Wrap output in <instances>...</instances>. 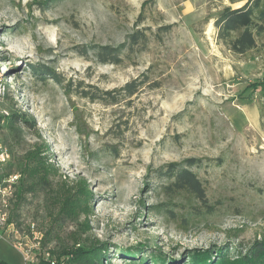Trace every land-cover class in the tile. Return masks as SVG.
Wrapping results in <instances>:
<instances>
[{
    "label": "rangeland",
    "instance_id": "obj_1",
    "mask_svg": "<svg viewBox=\"0 0 264 264\" xmlns=\"http://www.w3.org/2000/svg\"><path fill=\"white\" fill-rule=\"evenodd\" d=\"M226 5L0 0V107L26 114L32 126L21 127L16 144L2 128V140L14 165L38 144L49 167L51 189L27 195L14 217L25 234L35 226L37 241L23 237L24 245L35 242L33 264L76 242L106 247L103 264H127L131 255L179 261L209 247H231V255L264 240V38L254 52H230L214 26ZM164 26L171 29L159 32ZM136 29L149 37L143 53L120 65L97 62L94 47H117ZM47 69L62 85L72 79L105 91L143 73L145 82L130 99L106 105L67 96ZM187 159L197 161L191 170L204 204L164 193L167 166ZM70 196L67 208L83 204L73 218L61 211ZM0 264H25L5 236Z\"/></svg>",
    "mask_w": 264,
    "mask_h": 264
},
{
    "label": "trees",
    "instance_id": "obj_2",
    "mask_svg": "<svg viewBox=\"0 0 264 264\" xmlns=\"http://www.w3.org/2000/svg\"><path fill=\"white\" fill-rule=\"evenodd\" d=\"M222 2V0H219ZM229 5L222 6L214 19V26L217 30V39L230 52L237 56H244L250 52H254L258 48V39L264 38V0H227ZM241 4L238 7L233 5ZM170 26L158 27L159 32H168ZM160 38V35H158ZM149 37L146 34V29H136L128 34L125 41L117 46H97L93 48L94 58L102 65H120L125 58H130V54L143 53L146 50ZM161 40V39H160ZM45 74L48 78L59 83L64 93L69 96L76 93L77 96L90 99L91 102H100L106 105H116L123 99H130L136 95L139 88L144 84L145 74L141 78H136L125 83L122 87L113 90H100L97 87L85 85L83 81L68 80L65 85L51 71L46 70ZM74 87V89H72ZM29 117L24 113H10L5 120L3 126L9 130L11 141L13 144L19 143L22 137L21 127H32ZM3 136V135H2ZM5 146H9L7 141L3 139ZM10 147V146H9ZM10 152V151H9ZM12 152V151H11ZM12 161L8 167L10 173H18L22 176L19 182V189L14 194L11 203L12 214L11 222H14L17 210L27 195L35 196L42 192L51 189L49 182V167L45 163L43 157L42 145L33 144L25 151V153L16 159V165ZM197 165L195 159H187L182 163H172L167 166V172L163 175L168 183L164 187L166 196L172 195L174 192L183 193L192 201L197 203L205 202V192L201 182L192 172V168ZM50 166V171H51ZM17 187V188H18ZM173 196V195H172ZM68 201H73V197H69L64 202V207L61 209L62 214L73 218L72 212L80 210L83 205L73 203L70 207H66ZM16 224V223H15ZM75 240V238H73ZM76 241V240H75ZM42 245L48 242L47 233L42 238ZM79 243H74L73 247H63L57 255V259L50 258V261L42 259L38 264H103L102 257L106 254L107 248L101 244L89 246H77ZM231 247H209L205 250L191 249L183 254L180 260L168 259L163 255H150L148 257H136L131 255V262L127 264H264V240L255 241L246 248L245 251H233L230 255ZM64 256L65 261H61ZM66 256V257H65Z\"/></svg>",
    "mask_w": 264,
    "mask_h": 264
},
{
    "label": "built area",
    "instance_id": "obj_3",
    "mask_svg": "<svg viewBox=\"0 0 264 264\" xmlns=\"http://www.w3.org/2000/svg\"><path fill=\"white\" fill-rule=\"evenodd\" d=\"M2 153L3 152H0V172H5V182H0V236L7 237L9 241L16 246L23 257L25 264H33L36 258L34 257V246L32 243L35 242H31V245H24L23 237H30L31 240L37 241L39 238L34 232L35 226L34 224L29 225L30 232L25 234L22 229H19L16 224L10 220L12 202H2V195L6 192H15L21 178L20 174L10 173V171H8V167H3ZM44 257L46 261H50L49 254H44Z\"/></svg>",
    "mask_w": 264,
    "mask_h": 264
},
{
    "label": "bare ground",
    "instance_id": "obj_4",
    "mask_svg": "<svg viewBox=\"0 0 264 264\" xmlns=\"http://www.w3.org/2000/svg\"><path fill=\"white\" fill-rule=\"evenodd\" d=\"M9 117V114L0 107V152L2 153L3 167H7L11 162V155L9 149L5 146L2 140V128L5 124V120ZM0 182H5V172H0ZM14 192H6L2 195V202H12L14 198Z\"/></svg>",
    "mask_w": 264,
    "mask_h": 264
}]
</instances>
